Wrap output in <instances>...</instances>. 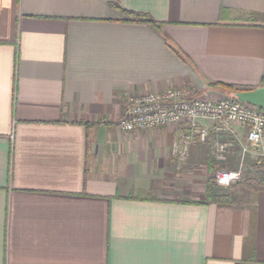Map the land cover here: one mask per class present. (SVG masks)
<instances>
[{
    "label": "crops",
    "instance_id": "1",
    "mask_svg": "<svg viewBox=\"0 0 264 264\" xmlns=\"http://www.w3.org/2000/svg\"><path fill=\"white\" fill-rule=\"evenodd\" d=\"M263 26L264 0H0V264H264L263 145L200 120L179 165L187 124L118 126L130 94L261 86Z\"/></svg>",
    "mask_w": 264,
    "mask_h": 264
},
{
    "label": "built area",
    "instance_id": "2",
    "mask_svg": "<svg viewBox=\"0 0 264 264\" xmlns=\"http://www.w3.org/2000/svg\"><path fill=\"white\" fill-rule=\"evenodd\" d=\"M200 120L215 122L218 130H230L233 123L245 128L247 140L239 142L243 156L259 145L264 146V109L234 97L195 96L183 86L144 95H128L125 112L119 119L118 126L125 132H138L167 125L187 124L190 131L182 134L175 142V152L179 165H182L187 159L189 146L195 139V130H199L201 141L208 138L209 129H199ZM231 145L230 141L221 143L220 158L225 157V152ZM242 170V166L217 170L216 185L229 186L240 181Z\"/></svg>",
    "mask_w": 264,
    "mask_h": 264
},
{
    "label": "trees",
    "instance_id": "3",
    "mask_svg": "<svg viewBox=\"0 0 264 264\" xmlns=\"http://www.w3.org/2000/svg\"><path fill=\"white\" fill-rule=\"evenodd\" d=\"M130 13L133 16V19H132L133 21L146 23V24L152 26L153 28H155L157 30L162 29V25L164 23L160 20L153 18L151 15H149L147 13H142V12H130ZM223 13H224V11H223ZM165 40L168 43V45L171 48H173L179 56L183 57L182 54L180 53V51L173 45V43L171 42L169 37L165 36ZM183 59H186V58L183 57ZM261 85H264V74L262 77ZM209 87L216 89L218 91H223V92L226 91L228 94L231 95L230 97H234V98H236L235 92L252 89L251 87H246V86H241V85L226 83V82H221V81L211 82L209 84ZM215 184H216V182H215ZM257 187L259 189H264V183L263 184L259 183L257 185Z\"/></svg>",
    "mask_w": 264,
    "mask_h": 264
},
{
    "label": "water",
    "instance_id": "4",
    "mask_svg": "<svg viewBox=\"0 0 264 264\" xmlns=\"http://www.w3.org/2000/svg\"><path fill=\"white\" fill-rule=\"evenodd\" d=\"M235 96L242 102L249 103L264 109V85L235 92Z\"/></svg>",
    "mask_w": 264,
    "mask_h": 264
},
{
    "label": "rangeland",
    "instance_id": "5",
    "mask_svg": "<svg viewBox=\"0 0 264 264\" xmlns=\"http://www.w3.org/2000/svg\"><path fill=\"white\" fill-rule=\"evenodd\" d=\"M231 95L228 94L226 91H221L218 95H215L213 98H224V97H230ZM217 172V171H216Z\"/></svg>",
    "mask_w": 264,
    "mask_h": 264
}]
</instances>
